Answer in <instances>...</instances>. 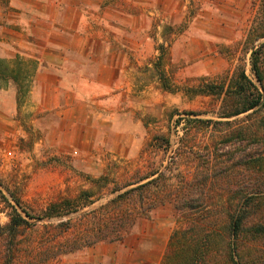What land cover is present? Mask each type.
I'll return each instance as SVG.
<instances>
[{
	"label": "rangeland",
	"instance_id": "obj_1",
	"mask_svg": "<svg viewBox=\"0 0 264 264\" xmlns=\"http://www.w3.org/2000/svg\"><path fill=\"white\" fill-rule=\"evenodd\" d=\"M144 1L149 0L102 1L125 13L143 9L152 20L144 33L154 49L163 45L162 62L150 47L139 69L131 97L140 104L131 103L123 115L111 114L99 124L103 129L84 134L77 146L73 137L48 133L47 122L35 121L41 114L21 107L20 97L16 128L8 126L0 138V226L8 221L14 198L19 212L34 217L31 222L57 223L100 205L112 196L111 188L154 170L165 175L159 183L170 184L161 190L174 194L168 192L147 217H137L121 240L99 242L48 264H159L177 247L173 234L182 232L187 240L180 244L191 247L197 241L212 264H225L235 239L231 217L246 198L251 200L246 226L264 223V89L250 68L252 49L243 42L258 0H158V8ZM239 65L262 99L255 110L222 118L218 87ZM7 79L12 81L0 78V84ZM185 183L191 186L189 197L200 196L189 207L175 197ZM82 192L89 197L77 199ZM54 202L64 207L62 214L39 219ZM247 239L253 249L264 250L262 238Z\"/></svg>",
	"mask_w": 264,
	"mask_h": 264
},
{
	"label": "crops",
	"instance_id": "obj_2",
	"mask_svg": "<svg viewBox=\"0 0 264 264\" xmlns=\"http://www.w3.org/2000/svg\"><path fill=\"white\" fill-rule=\"evenodd\" d=\"M102 1L0 0V59L19 57L34 65L21 107L41 114L35 121L47 122L48 133L73 137L77 146L84 134L103 129L111 114L123 115L131 103L140 104L131 90L139 84L147 50L159 51L160 43L154 49L144 33L152 20L143 9L125 13ZM144 3L159 7L158 0ZM20 101L16 82L0 84V138L8 126L16 128Z\"/></svg>",
	"mask_w": 264,
	"mask_h": 264
},
{
	"label": "trees",
	"instance_id": "obj_3",
	"mask_svg": "<svg viewBox=\"0 0 264 264\" xmlns=\"http://www.w3.org/2000/svg\"><path fill=\"white\" fill-rule=\"evenodd\" d=\"M260 40L261 42L257 44ZM243 42L252 49L250 68L256 81L264 89V0H258ZM158 50L160 52L156 62L160 64L163 58L162 44L158 45ZM31 65L34 66L19 57L13 62L0 59V78H10L16 82L18 97H22L28 90ZM218 88L222 90V118L255 110L262 99L257 86L248 78L244 67L240 65L227 84L223 83ZM164 176L161 171H151L132 182L111 188L109 193L112 196L100 205L82 211L73 218L60 220L57 223L49 222L41 226L31 222L34 218L32 215L22 209L20 212L17 210L21 205L19 200L14 198V205H10L8 221L0 226V264H48L62 255L99 242L121 240L123 231L131 226L137 217H147L153 208L164 201L168 192L174 194L171 193L173 191L164 193L161 190L162 187L170 186L168 183H159L163 181ZM190 188L191 186L187 185L181 187L182 191L180 189L178 194L176 192L178 205L189 207L192 206V202H198L199 195L189 197ZM88 197L87 193L82 192L77 199ZM250 202L251 200L246 198L231 217L229 229L235 239L229 247L225 264H264V250L253 249L247 244L250 242L247 237L253 238L254 242L258 238L264 240L263 222L258 221L246 226L248 218L246 210ZM63 208L58 203H51L38 218L43 220V218L60 216ZM172 237L177 247L167 250L159 264H172L173 256L174 261L181 264H212L205 256L203 244L197 241L191 247L187 245L188 243L180 244L181 241L186 243L185 232L180 235L174 233ZM184 256L186 259L183 258Z\"/></svg>",
	"mask_w": 264,
	"mask_h": 264
}]
</instances>
